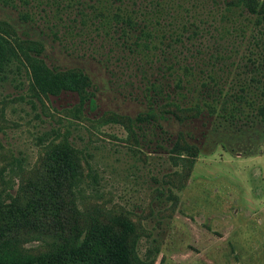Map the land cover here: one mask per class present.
Returning a JSON list of instances; mask_svg holds the SVG:
<instances>
[{
	"label": "trees",
	"instance_id": "16d2710c",
	"mask_svg": "<svg viewBox=\"0 0 264 264\" xmlns=\"http://www.w3.org/2000/svg\"><path fill=\"white\" fill-rule=\"evenodd\" d=\"M0 3L20 9L26 26L0 19V88L43 104L72 95L65 110L84 119L97 86L83 68L50 63L46 40L30 31L71 55L98 59L122 94L146 107L135 118L106 113L102 122L122 126L130 146H165L175 169L153 179L156 196L174 208L211 130L230 124L242 132L264 122V0ZM179 123L187 131L174 132ZM71 134L49 145L17 188L0 167V264H154L159 247L142 253L143 230L130 210L85 201L94 169Z\"/></svg>",
	"mask_w": 264,
	"mask_h": 264
},
{
	"label": "rangeland",
	"instance_id": "374dc122",
	"mask_svg": "<svg viewBox=\"0 0 264 264\" xmlns=\"http://www.w3.org/2000/svg\"><path fill=\"white\" fill-rule=\"evenodd\" d=\"M19 10L0 3V19L24 31ZM30 32L46 40L50 63L83 68L97 93L86 107L88 117L77 120L65 110L76 100L72 95L53 102L44 99L43 104L31 101L29 92L0 88V167L10 186L17 188L49 145L70 131L94 169L86 181L85 201L130 210L143 230L142 253L149 246L159 247L154 264H264L263 121L242 132L233 131L230 124L223 132L211 130L174 208L156 196L157 181L175 169L165 146H130L122 126L101 120L113 112L135 118L146 107L122 94L98 59L71 55L36 28ZM174 125V132L187 131L186 124ZM161 199L166 210L155 203Z\"/></svg>",
	"mask_w": 264,
	"mask_h": 264
},
{
	"label": "crops",
	"instance_id": "0c3cea01",
	"mask_svg": "<svg viewBox=\"0 0 264 264\" xmlns=\"http://www.w3.org/2000/svg\"><path fill=\"white\" fill-rule=\"evenodd\" d=\"M262 221V220H261Z\"/></svg>",
	"mask_w": 264,
	"mask_h": 264
}]
</instances>
